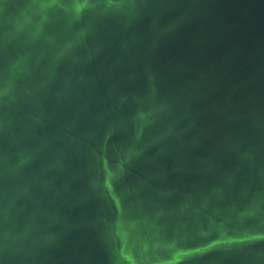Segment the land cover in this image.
Returning a JSON list of instances; mask_svg holds the SVG:
<instances>
[{"label":"water","instance_id":"water-1","mask_svg":"<svg viewBox=\"0 0 264 264\" xmlns=\"http://www.w3.org/2000/svg\"><path fill=\"white\" fill-rule=\"evenodd\" d=\"M0 264H264V0H0Z\"/></svg>","mask_w":264,"mask_h":264}]
</instances>
